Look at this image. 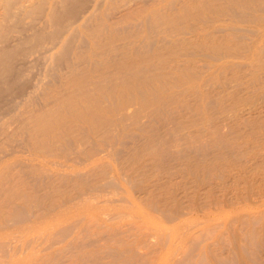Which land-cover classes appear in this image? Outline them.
<instances>
[{
  "label": "bare ground",
  "instance_id": "bare-ground-1",
  "mask_svg": "<svg viewBox=\"0 0 264 264\" xmlns=\"http://www.w3.org/2000/svg\"><path fill=\"white\" fill-rule=\"evenodd\" d=\"M130 3L140 9L116 18ZM241 88L264 102V0H0V152L18 138L66 160L75 150L77 163L55 175L57 185L28 167L34 190H71L69 202L111 190L122 197L121 204L110 200L115 207L136 219L122 215L130 225L118 227L103 218L105 207L75 211L88 204L80 199L18 228L28 244L42 240V251L33 245L38 252L17 257L14 235L0 229V264H264V212L193 231L159 226L207 206L226 215L243 203L226 201L231 185L222 197L215 193L228 170L244 171L262 128L244 122L247 143L237 125L222 132L220 118L234 114ZM111 138L120 174L112 168L109 175L100 160L84 165L95 152L77 146L102 148ZM8 181L9 173L0 175V228L10 219L31 221L24 215L40 203L5 188Z\"/></svg>",
  "mask_w": 264,
  "mask_h": 264
},
{
  "label": "rangeland",
  "instance_id": "rangeland-1",
  "mask_svg": "<svg viewBox=\"0 0 264 264\" xmlns=\"http://www.w3.org/2000/svg\"><path fill=\"white\" fill-rule=\"evenodd\" d=\"M134 5H136V4L134 3ZM134 5L130 3V4L126 5L125 7L122 6V8L118 10L119 13L117 11L116 18L124 16L125 14L129 13V11H132V9L133 10L134 9H137V10L140 9L141 4H140V6L139 5L138 6L137 5L134 6ZM161 5L162 4L158 5V7H160ZM202 63H199L200 66H202L204 64V63L203 64ZM48 81H49V78L44 79L42 81L43 83L40 82V84H42L41 86H43ZM32 83H34V82H32ZM35 83H36V81H35ZM229 90L231 91L233 89H229ZM244 90H246V89H244ZM244 90L241 88L238 91V94L242 93V95H240V97H239L240 100H239L238 105L236 106V110H235L234 114L232 112H228V114L226 113L227 116L225 114L226 117L222 116V119L220 118L219 126H220V128H222V132H228L230 127L232 128V127H234V125H237V127L235 126V128H236V130L239 128L237 130L239 133L238 132H232V133H234V137H236V134L238 133L239 135L238 134L237 135L239 137L238 136L237 137L239 139L242 138L241 140L244 143H247V141H248V140H245V139H248V137L246 135L247 133L242 131V132H244V133L241 132L242 135L243 134H245V135L242 136L240 134V130H243L244 126L242 124L244 122L251 121V120L252 121L256 120V122L258 121L257 123L260 126H262V128L259 131L260 132V134L258 135L259 137L256 138L257 140L254 139L256 146L254 145V141H253L252 146L253 145L254 146H253V149H252L253 150L252 154L249 153L250 156L248 155V157H250V158H247L248 159L246 161V165L247 166L246 165L244 166L246 168V170L244 168V171H243V169H241L240 167L239 168L241 170L238 167H237L238 169L236 167H233L230 170H228L229 171L228 172L229 175H227L228 179H227V182H226V186L222 187V188H224V189L227 188L228 189L230 187V185H231V187L229 188V189H231V191L228 189L229 192H227V195H226L225 193H226L227 189L224 191V189L223 190L222 189L219 190L220 188L217 187L216 188V192H215L217 195L216 194L215 195L216 196L219 195V198H220V197H222V194H225V196H226L225 198H227L226 201L230 202V200H231L232 204H233L234 201L238 202L237 199H239V201H240L241 200L240 198H242V197H243V199L245 201L242 199L243 203L240 201V202H238V204H236L235 206L230 208L231 210L229 209V211H228L229 213L228 212L226 213V215L228 214L227 216L224 215V213L222 214L221 210H219L221 212V213H219V212H217L215 207L212 210V208L210 206H207L208 208L206 207L203 211L195 210V211L190 212V214L185 217V219H187V220H185V219L183 221L179 220V221H177L176 223H174L172 225L171 224L159 225L160 227H162V229L165 227L164 229L169 230V229H173V228H175L177 226L180 227V226L184 225L183 227H185L186 230H184L185 229L184 228L183 230L181 229V231H184V232L188 231L189 228H190L191 231H193L194 229L195 230L199 229L200 226H203V227L206 226V224H207V226H210V225H222L223 223L226 224L227 222H229L228 220H230L231 218H234L235 216H237V217L240 216L241 213H246V212L247 213H252V211H253V214H256V213L258 214V213H263L264 212V148H263L264 147V137H263L264 136V134H263L264 133V127H263L264 126V122H263L264 121L263 120L264 119V102L261 99L258 101L257 99H259V98H256L257 96L253 97L251 99L247 98V97H250L248 95L249 94L248 91H250V90H248V89H247V91H244ZM244 92H245V94H244ZM243 98H244V100H243ZM247 99H249V100L247 101ZM255 101H256V103H255ZM230 102L231 101H229L227 104L230 105L231 104ZM131 107H132V109L129 108L130 111L133 110L134 108H136L137 105L133 104V106H131ZM236 115H238V116H236ZM233 116H234V118H233ZM235 117L236 118L238 117V118L236 119ZM191 118L192 119H190V120H194V119L197 120V118H194V117H191ZM221 120H224V121H221ZM240 120H241V122H240ZM140 121H142L141 123L145 122L144 119L140 120ZM260 122H261V124H260ZM127 123L128 122H126V124ZM128 125H129V123H128ZM198 126L199 125L196 124V126H194V128H197ZM194 128H192V130H194ZM14 129H16V126H12L11 127V130H14ZM260 136H262V137H260ZM17 140L19 141L20 138H18ZM236 140H238V139L236 138ZM241 140H238L237 142H239ZM242 141L239 142L240 145H241V143H243ZM17 142L12 144V145L3 146L2 150L0 152V175L3 174V173H9V181H8V184L5 185V188H8L11 191L17 192V193L23 192V193L29 194L30 196H34L35 198L40 200L39 204L30 205V208H29L28 212L24 215L25 219L30 218L31 221L30 220L17 221V220L10 219L5 224H3V228H0V229H3L2 232H8V233L11 232L12 235H14L15 238L18 237L16 239L14 238L15 241L13 240V236L11 237L12 238V242H13V246L15 244L16 247H18V246L20 247V248L19 247L17 248V250H18L17 251L18 255H16L17 257H22L23 255H26L29 252L28 251L26 253V250H30L34 246L39 251H42L41 248H43V246H42L43 245V241L42 240H40V243L37 240H36L37 242L34 241V242H36V244H34V242H33V245H34L33 246V245H31L32 243L28 244L29 240H31V239H29V240L25 239L24 240V239L19 238L21 236H19L20 234L19 235L17 234L18 228H22V227L26 226L27 224L33 223L35 221L36 222L46 221L47 219H49L50 217L54 216L55 214H58L60 212H66L71 206L76 204L77 201H79L80 199H81L80 200L81 203H84L85 201H88V204L84 205V206L77 207V209L75 211H77L78 209L86 211V210H88L87 209L88 206H90L91 204H94L96 208H100V209L102 208L101 210L99 209V211L103 212L105 210L104 211V215L102 213L103 218L105 217L104 219H106V220L109 219L114 224L117 223L118 227H120L118 225V223H121L122 227H123L122 224H124L123 228H126L128 225H130L127 222L130 221V220H133V219H131V217L128 218V215H127L128 211L125 210V212L127 213L126 214L127 218H126L125 217L126 215L125 214L123 215V213H125L124 210H122L123 213L121 212V210H119L122 206H119L120 208H118V204H116L117 205L116 206L117 208H116L115 207V203L110 201V200H112V201L116 200L115 201L116 203H118L119 201H121V203H122V197L120 196V193H116V192L114 193L111 190L110 191H106V193L104 192V194L101 195V196H103V195L104 196L103 197H101V196L98 197V200H97V198L95 199L94 196L93 197L88 196L89 194L96 193V192L87 191L80 198H76L74 201L69 202L70 199L76 197V194H74L71 190H62L59 193H53V192L49 191V189L44 184H42L41 187L37 191H35L34 188H33V182L36 179V174L26 173V169L28 167H35V168L39 169L42 173L46 174L47 176H51L52 179L50 181V185H57L58 182L56 180V176L55 175L56 174H62V172L66 169L65 168L66 166H68L70 168V166H73V165H75L77 163V160L74 158V153L76 151L72 150L71 157L67 158L68 160H66L65 158H59V154L58 153L55 156H54V154L47 155L45 153H42V152L34 150L30 146H25V145H21L20 146ZM257 143H258V145H257ZM257 146L260 147V148H258ZM255 147H257V148H255ZM84 149H93L94 152H95V156L93 158H91L88 162H86L84 165H89L94 160H100L103 164L108 166V168H109L108 174L109 175H110V171H111L112 168L114 169L115 174H117V175L120 174V169H122V167L120 168L118 159L116 157V150H117L116 139L111 138V139L107 140L106 143L102 145V148H95V147H93V146H91L89 144H80L79 146H77L76 150H84ZM51 163L52 164L54 163L55 165L54 164L51 165ZM93 163H98V162H93ZM180 180H179V182L183 181V180H181V181ZM235 180L237 181L238 185L236 183H234ZM238 181H239V183H238ZM232 185L234 187V190H232V188H233ZM247 187L249 188L248 192L245 190ZM235 189H236V191H235ZM222 192H224V193H222ZM238 195L240 196L239 198H238ZM82 197H83V199H82ZM3 199H4V196H1V198H0V214L3 211V207L1 205V202L3 201ZM108 199H109V202H108ZM118 199H121V200H118ZM233 199H235V200H233ZM107 202H108V204H107ZM246 202H248V203H246ZM109 203L111 204L112 207L114 206L113 210H112L111 206H109ZM112 203L114 205H112ZM121 203L119 202V204H121ZM19 204H20V201H16L14 203V205H19ZM185 205L187 206V203H185ZM244 206H245L244 210H241V208H243ZM103 208H104V210H103ZM114 208H115V210L117 209L116 212L117 211L119 213L121 212V216L120 217H119L120 214L118 212L117 213L119 215H117V216L114 215L116 213V212H114L115 211ZM234 210H236V211H234ZM237 210H239V211H237ZM112 214H113V216H112L113 219L110 218ZM214 214H216V215H214ZM221 214L223 215V217L220 216ZM237 214H239V215H237ZM122 215H123V218L125 217L127 219V222H124V221L122 222V219H123V218H121ZM135 220H133V221H135ZM209 220H212V221L208 222ZM133 221H130V223L133 222ZM111 222L108 221V223H111ZM206 222H208V223H206ZM192 226L193 227L198 226L199 228H196V227L193 228ZM187 228H188V230H187ZM179 233H181V232H179ZM27 238H29V237H27ZM30 238H32V236H30ZM174 239H173V242L175 244L177 242L176 241L177 239H175V241H174ZM24 241L27 244H24ZM22 244L24 246H21ZM28 245H31V246H28ZM27 248H29V249H27ZM37 249L35 250V252H38ZM23 251H25V252H23ZM263 253H264V251L262 252V254ZM263 255L260 257L261 259H262Z\"/></svg>",
  "mask_w": 264,
  "mask_h": 264
}]
</instances>
